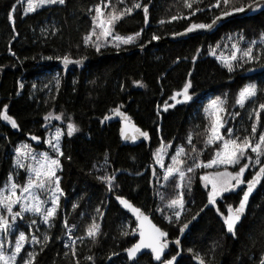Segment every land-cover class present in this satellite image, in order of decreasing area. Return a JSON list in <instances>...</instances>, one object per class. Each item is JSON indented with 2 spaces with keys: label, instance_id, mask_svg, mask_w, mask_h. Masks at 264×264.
<instances>
[{
  "label": "trees",
  "instance_id": "16d2710c",
  "mask_svg": "<svg viewBox=\"0 0 264 264\" xmlns=\"http://www.w3.org/2000/svg\"><path fill=\"white\" fill-rule=\"evenodd\" d=\"M251 1L230 0L227 7L223 4L209 7L216 0H201L190 10L183 6V0H138L141 5H148L149 22L145 24L143 7L136 8L117 22L113 31L129 36L143 29L141 36L134 44H121L119 48L106 43L97 52L95 47L83 43V37L93 30L94 6L101 4L102 0H66L63 5H47L26 15L25 3L0 0V110L7 104L8 115L18 124L14 129L0 120V187L10 170L11 158L7 151L18 141H26V134L44 138L46 129L57 123L67 125L69 117L79 129L71 137L66 132L61 138L64 155L60 157L61 170L57 174L64 195L60 198L52 227L47 231L49 242L43 250L42 245L34 244V252L38 253L34 264H76L77 260L79 264H112L114 260H118V264H129L123 249L130 247L137 235L131 231L135 229V222L116 203L119 195L150 211L154 222L168 233L169 240H180L179 245H170L164 260L179 252L176 264H197L193 261L196 254L205 260V264H261L264 257V180L252 196L236 235L230 236L225 232L220 213L225 215L228 205L238 203L241 190L217 199L215 206L205 207L208 191L199 177L210 169L197 168L194 174H188L192 176L191 193L183 189L185 208L182 216L169 222L160 213H166L167 201L181 191L175 188L179 177L165 181L161 170L154 165L153 157L162 139L165 144L171 142V148L183 146L186 152H191L187 137L193 133L192 143L197 149H203L199 159L207 163L213 158L219 143L204 147L201 134L208 119L197 112L200 100L209 95L226 99L229 110L245 83L262 76L256 107L264 103V71L256 74L259 75L257 78L255 74L244 75L246 70L260 66L262 61L244 64L243 68L237 66L229 73L209 54L210 48L228 42L226 38L229 36L236 42L242 36L241 44L245 49L255 40L254 54H264V43L261 42L264 7L220 23L210 33L175 40L167 38L193 23H208L216 15ZM135 2L137 0H124L123 4H117V0H111L121 10L132 7ZM14 4V19L9 21L8 15ZM196 8L203 11L190 15ZM172 16L187 18L172 21ZM161 20L165 23L161 24ZM153 34L160 39L152 40ZM107 39L111 41L110 37ZM64 55H69L72 60L86 58L88 61L84 65L63 67L57 57ZM193 56L197 57L195 61ZM54 69L59 72V86L46 74ZM44 76L48 79H42ZM187 80L192 82L189 89L192 100L163 111L165 101L173 103L169 98ZM133 81H141L145 86L140 87ZM118 105H122L120 111L131 117L137 128L149 133L148 139L122 140L119 120L109 119L101 123ZM49 112L54 115L63 113L64 119H53L46 125L43 118ZM226 129L223 134L227 137ZM261 131H264L263 110L257 128L258 133ZM244 132L239 137L242 138ZM37 147L45 148V145ZM188 164L191 166V160ZM164 166H168L167 160ZM258 169V166L251 168L245 180ZM113 172L118 187L109 192L98 177ZM74 204L76 208H73ZM97 208L103 213L102 217L97 215ZM158 208L161 211H157ZM201 209L204 210L201 212ZM193 216L196 219L181 233L180 227ZM93 217L101 225L98 242L93 244L86 239L81 244L78 241L75 245L77 254L73 257L71 249L65 247L69 241L64 221L66 219L69 226H77L72 233L76 238L84 235ZM124 219L128 221L127 236L121 235L126 229L122 227ZM112 253L119 255L113 256ZM87 256H92L93 260H86ZM138 260L142 264H162L164 261L156 263L149 254H143Z\"/></svg>",
  "mask_w": 264,
  "mask_h": 264
},
{
  "label": "snow or ice",
  "instance_id": "6c2138e0",
  "mask_svg": "<svg viewBox=\"0 0 264 264\" xmlns=\"http://www.w3.org/2000/svg\"><path fill=\"white\" fill-rule=\"evenodd\" d=\"M19 3L20 0H17ZM66 0H27V6L24 9V14L33 13L39 8L46 5L54 4H65ZM124 0H117V4H123ZM201 2V0H183V6L188 9H193L194 4ZM221 4L228 6L230 0H216L214 5L209 7H220ZM143 7L144 21L145 24L149 22V7L147 4L141 5V3L135 2L132 7H124L122 10L117 8L116 4H112L111 0L104 3L102 0L101 4L94 6L95 15L92 17L93 30L83 37V43L86 46L95 47L96 51L99 52L101 48L106 43H113V46L119 48L121 44L130 45L134 44L136 40L141 36L140 32H136L133 35L121 36L114 34V27L117 22H119L123 17L133 12L136 8ZM264 7V0H253V3L247 6L233 7L231 11L222 12L220 16L215 17L211 23H193L185 32H192L198 29L210 30L216 26V24L224 17L230 16L233 13L244 12L247 9L255 10ZM16 5H13V10L9 12V21L14 19V10ZM106 9H111L110 11H105ZM93 11V9H89ZM196 11H203V9L196 8L190 12V15H195ZM187 17L172 16L171 20H177ZM161 24L165 21L161 20ZM96 28L100 29L99 34L96 33ZM15 30V29H13ZM42 31H46L42 29ZM184 33H174L173 35H183ZM95 36L96 39L93 40L92 37ZM111 37V41L107 38ZM160 37L153 34L152 40H159ZM231 40L232 37L229 36ZM242 36H239L237 42L232 43L231 55L225 56L224 54L216 55V50L210 48L209 54L216 57V59L222 64L223 67L227 69L229 73L235 71L236 67L239 66L243 68L244 64L251 63L254 61H262L261 66L264 67V54L256 55L252 45L256 44V41H251L249 47L246 50H242L239 47V40H243ZM261 42L264 43V34L261 36ZM199 52V49H197ZM238 53L242 55L238 56ZM14 55V53H13ZM61 59L62 63L67 66L69 64H80L82 60H72L69 55H64ZM83 59V58H82ZM193 61L197 59L196 56L192 57ZM191 75V73H189ZM57 86H59V80L56 81ZM134 84L144 87L145 85L141 81H133ZM22 88L23 85L21 84ZM35 87V86H34ZM192 87L191 80H187L183 87L179 91L173 92L172 96L169 98L173 103L165 101L163 111L167 112L169 108H173L176 104L187 103L192 100V96L189 94V89ZM259 88L256 83H249L245 85L238 93L235 100V104L239 105L241 108L245 107L246 102L257 97ZM227 94H225L226 96ZM182 97V99H181ZM226 99L222 100L220 97H216L211 100L208 105L203 109L205 118H207L210 123L205 126L204 132L201 134L204 136V147L207 148L211 145L217 144L219 146L215 151V154L211 160L204 163L199 159L203 149H197L196 145L192 143L193 133H189L187 140L189 145H191L192 151L186 152L185 147L178 146L176 152L171 156V164L166 168L164 166L163 158L164 155L168 154V148L171 147V142L165 144L163 139L160 142L159 147L153 152V157L155 158V163L159 164L162 168H165L163 178L165 181H169L170 178L179 177V181L176 183L175 188L180 189L176 196L167 201V208L173 210L174 217L179 220L182 211L185 208V192L186 189L188 193L192 191V176L188 175L190 173L194 174L197 168H213V166L220 167L223 166V170L213 171L211 173L201 175L199 179L203 182L205 188L210 185V190L207 192V207L208 205L215 206L217 203V198L222 197L224 193H230L236 191L240 186L246 184V190L243 191V195L239 200L238 206L233 207L232 205L227 206V215L223 213L220 215L223 217V223L226 226L227 232L236 235V228L240 223L242 216L246 213V208L249 202L250 195L254 192L257 186L264 180V131L257 132L258 124L260 123V113L264 110V103H260L258 108L254 109L256 115V120L251 125V133L244 136L243 138L235 136V129L228 128L227 138L222 134L221 129L225 128L228 116H225ZM8 105H4L3 110H0V120H3L11 125L12 128H18L17 121L7 113ZM122 105H118L111 111L114 115L122 118V127L120 128V136L123 140H136L137 135H132L131 137L127 134L129 128H131L134 133L138 134L139 137L144 139L149 138V133L142 131L137 128L131 121V117L127 116L126 113L120 111ZM159 107V106H158ZM252 113H249L251 115ZM159 115V111L157 112ZM239 113L231 114V118L235 119ZM44 121L46 125L50 123L53 119L62 120L64 119L63 113L54 115L52 112L47 113L44 116ZM111 119L110 116H105L101 123ZM79 131L75 123L72 122L71 117L68 118L67 123V136L71 137L75 132ZM63 132L60 128H57L55 133L52 134L44 143L48 144L51 151L55 153V157L49 154V152H34L28 144H22L17 146L15 149L16 156L14 158V165L20 169H24L28 173V179L25 184L19 185L14 182L13 177L9 176L8 183L0 188V210L6 211L7 216L0 211V232L5 235L13 234V229L18 218H23L25 213H32L34 216L39 217L40 222L52 227V222L57 216V211L60 207V197L64 195L63 190L60 187V176L57 174L61 170L60 157L64 155L61 150V136ZM235 136V138H233ZM258 136V139H257ZM33 140H39L37 136L31 137ZM251 151L253 155L249 154ZM185 157V158H182ZM70 159V158H69ZM188 160H191V166L188 164ZM243 162V163H242ZM242 164V166H240ZM229 166H239L238 171H230ZM258 171L252 176L251 179L245 180V172L249 168L257 167ZM95 167V165H94ZM153 175H156L155 169L153 170ZM98 179L107 185V190L112 192L118 185L115 184L116 175L115 172L112 174H106L104 176L98 177ZM38 193H45L47 199H41ZM159 195V193H158ZM119 203L126 209L130 210L139 222L136 229H132V233H137L139 239L133 243L130 247L123 249L127 254V259L129 261H135L138 254L144 249H150L154 260L161 261L162 256L165 254L166 249L169 247V241L167 239L168 233L163 231L161 228L157 227L151 222L149 217L144 214V212L135 207L131 202L122 196H116ZM161 199L164 197L161 195ZM19 206V211H14V206ZM50 205V206H49ZM77 205H73L76 208ZM178 209V210H177ZM204 209H201V212ZM161 211V209H157ZM219 213V208H217ZM96 213L99 216H103L100 209H96ZM199 215V213H197ZM165 219L171 222V216H165ZM193 220L196 216L192 217ZM37 223L36 219L31 221L32 225ZM189 223H185L180 227V232L183 233L188 227ZM76 225L69 226L67 220L64 221V228L67 229L65 233L68 236V241L65 243L66 248L71 249V254L73 257L76 256L75 245L79 241L81 244L84 243L86 239H90L93 244L97 243V237L101 234V225L96 222L95 217H93L90 224L87 225L84 235L73 238V229ZM121 235H129L127 229L121 232ZM27 237L23 231L19 233L15 240L14 249L10 250V254H7L4 249L3 241H0V264H19L18 257H21L22 249L27 242ZM50 240L48 234H43L42 240L36 235L31 236V242L34 244L46 246ZM177 245L180 244V240L175 241ZM192 252L193 249H188ZM38 253L31 251L27 253V258L23 259V264H34ZM65 255H68L66 252ZM113 256L119 255L118 253H112ZM180 255L179 252L170 259L164 260L162 264H176L177 257ZM199 261V264H205V260L196 254L194 257ZM86 260L92 261V256L85 257ZM111 259V257H109ZM79 264V260L76 261ZM261 264H264V257L261 258Z\"/></svg>",
  "mask_w": 264,
  "mask_h": 264
},
{
  "label": "rangeland",
  "instance_id": "374dc122",
  "mask_svg": "<svg viewBox=\"0 0 264 264\" xmlns=\"http://www.w3.org/2000/svg\"><path fill=\"white\" fill-rule=\"evenodd\" d=\"M21 3H23V4L25 3V6H27V0H22ZM51 20H53V22H54V18H52ZM99 32H100V29L96 28V33L99 34ZM93 37H95V36H93ZM226 39L228 40V42L226 41L224 44L221 43L218 46L214 47V49L216 50V55L217 56L221 55V54H224L225 56L231 55V52H232L231 45H232V43H234L236 41H234L233 39L230 40L229 37L226 38ZM238 43H239V47L242 50H246L244 48V45L241 44L242 43L241 40H239ZM252 47H253V50H254L255 45H252ZM239 55H242V53H238V56ZM211 56H213V55H211ZM213 57H215V56H213ZM46 74H48L51 77L53 83L57 81L58 72L56 70L47 71ZM258 76L259 75H256L255 78H257ZM42 79L45 80V79H48V78H47V76H44V77H42ZM261 79H262V76H260V78L255 80V81L254 80L248 81L247 83H245V85H247L249 83H256L258 85V88H259V85L261 84ZM262 90L264 92V87L263 86H262ZM239 91H238V93H239ZM215 98L216 97H213V96L209 95V96L201 99L200 103L198 104L197 112L199 114H204V112H203L204 107L206 105H208L211 100H213ZM222 100H225V99L222 98ZM227 103L228 102H226L224 107L226 108L225 116H228V119H227V122L225 124V128L221 129V132H222V130H225L226 128L227 129L228 128H233V129H235V136H239V135H242L243 134L242 131L244 132L245 129H246L247 131L244 132V136L249 135L251 133V125L256 119L255 112L253 111L254 109L258 108V107H256V98L246 102V105L243 108H241L239 105H236L234 103V105H232L231 109L227 110ZM234 108H236V109H234ZM234 113H239L240 115L236 116L235 119H232L231 118V114H234ZM249 113H252V114L249 115ZM263 113H264V110H263ZM209 123H210V121L208 120V124ZM57 128H60L62 130L63 135L67 132V125L63 126L60 123L53 124L51 127L46 129L45 134H44V138H42V140H40V142L38 144L32 143L31 141H28V140H26V141L22 140V141H18L16 143V145H14V146L9 148V150L7 151V155L10 156V158H11L9 175H8V178L3 182V184H2V186L0 188H3L8 183L10 175L13 177L14 182L19 184V185L25 184L27 179H28V173L24 169H20V168H18V167H16L14 165V158L16 156L15 149H16L17 146H20L22 144H28L31 147V149L34 152H36V153H41V152L47 151V152H49L50 155L55 157L56 154H53V152L51 151L49 145L44 143V141L46 139H48L52 134H54ZM63 135L61 136V138L63 137ZM235 136L233 138H235ZM42 144L45 145V148H42V147L38 148L37 147V146H40ZM176 148H171V147L168 148V154L164 155V158H163V162L164 163L167 160L168 165L171 164V156L175 154ZM216 150H217V148H216ZM249 154L253 155V157L255 155V154H252L251 151H249ZM154 165H156L161 170L162 174H164L165 168H162L159 164H156L155 163V159H154ZM240 166H242V164ZM209 169L210 170H208L205 174H208V173H211V172L217 171V170L222 171L223 170V166H220V167L213 166V168H209ZM229 170L230 171H238L239 170V166H229ZM249 171H251V168L246 170L245 176H246L247 172L249 174ZM206 190L207 191L210 190V185L206 188ZM242 192H243V189H241V194H242ZM38 194L40 195L41 199H47V195L45 193H38ZM241 194H240V197H241ZM19 210L20 209H19L18 205L14 206V211H19ZM0 211H3V210H0ZM183 212L184 211H182L181 216H182ZM153 213H154V211H153ZM3 214L5 216L8 215L6 211H3ZM160 215L163 216L164 218H165V216H171L172 219H176L174 217V215H173V210L169 209V208H167V211H166L165 214H162V212H161ZM33 219H36L37 223L35 225H32L31 227H29V225H31V221ZM122 227L128 229V221L126 219L122 220ZM49 228L50 227L48 225L43 224L42 222H40L39 217L34 216L32 213H25L22 219L21 218L17 219V221L15 223V226H14V229H13V234L5 235L4 233L0 232V241H3L4 249H5L6 253L10 254V250L14 249L16 237L19 235V233L21 231H23L25 233L26 237L28 238L27 242L24 245V248L22 249L21 257H18L19 264H23V259L27 258V253L31 252V251H34V243L31 242V236L32 235H36L39 239L42 240L43 234H47V231H48ZM125 258L127 259L126 255H125ZM118 262H119L118 260H114L112 262V264H118ZM132 264H142V262L137 260L136 262H134Z\"/></svg>",
  "mask_w": 264,
  "mask_h": 264
},
{
  "label": "water",
  "instance_id": "95a60500",
  "mask_svg": "<svg viewBox=\"0 0 264 264\" xmlns=\"http://www.w3.org/2000/svg\"><path fill=\"white\" fill-rule=\"evenodd\" d=\"M252 3H253V1L247 3L245 6L250 5V4H252ZM253 11H254V10H249V9L246 8V10H245L244 12L233 13L232 15L227 16V17H224L223 19H221V20L216 24V26H215L214 28L210 29V30L198 29V30H195V31L187 32V33H186V32H185V29H184V30H182V31L176 32V33H184L183 35H173V34H170L169 36H167V38H168V39H173V40H175V39H182V38H186V37L193 36V35H197V34H201V33H210V32H212V31H214V29L217 27L218 24H220V23H224V22H226V21H228V20H230V19H233V18L243 17V16H245V15H247V14L253 12ZM221 14H222V13H221ZM221 14H218V15H216L215 17L220 16ZM215 17H214V18H215ZM214 18H213V19H214ZM213 19H212V20H213ZM212 20L209 21L208 23H211ZM73 60H82V62H81L80 64H83V65L86 64L87 61H88L86 58H83V59H73ZM58 61H59V63H60L61 65L65 66V65L62 63V60H61V59L58 60ZM77 65H79V64H69V65H67V66L70 67V66H77ZM263 71H264V67H262L261 65H260V66H255V67H252V68L246 70V71L244 72V75L259 74V73H262ZM122 112H123V111H122ZM110 117H111V120H112V119L119 120V122H120V125H119V131H120V128L122 127V118L119 117V116L114 115L113 113H112V115H111ZM127 134H128L130 137H131L132 135L135 134V135H137V138H139L138 134L134 133V131H133L131 128H129ZM25 136H26L27 139L31 140V141L34 142V143H35V142H38V141L40 140V139H39V140H33V139L31 138L32 136H37V137L40 138V136L35 135V134H26ZM120 137H121V136H120ZM122 140H123V139H122ZM245 190H246V189H245ZM245 190H244V191H245ZM254 192H255V190H254ZM254 192L250 195L249 201H250L251 197L253 196ZM224 194H225V193H224ZM242 195H243V193H242ZM242 195H241V197H242ZM119 196H121V195H119ZM122 197L126 198V199H127L129 202H131L135 207L140 208V209L144 212V214L147 215V216L149 217V219L151 220V222H152L153 224H155L157 227L161 228L163 231L166 232L165 229H163L162 227H160L158 224H156V223L152 220L151 212H146V211L143 210L141 207L135 205V204H134L130 199H128L127 197H125V196H122ZM116 203H117V205L119 206V208H120L122 211L126 212V213L130 216V218H131L133 221H135V223H136V225H135V229H136V228H137V225H138L139 222L136 220L135 215H134L130 210L124 208V207L119 203V201H118L117 199H116ZM238 204H239V202H238ZM238 204H237L236 206H238ZM248 205H249V202H248ZM248 205H247V208H246V213H247ZM200 213H201V212H199V214H200ZM246 213L242 216V219L245 217ZM226 215H227V210H226ZM226 215H225V216H226ZM242 219H241V221H242ZM192 221H193V219L190 220V222H192ZM241 221H240V223H241ZM240 223H239V224H240ZM239 224H238V226H239ZM238 226H237V228H238ZM224 228H225V232H226L227 235L233 236L232 234H230V233L227 232V229H226V226H225V225H224ZM237 228H236V230H237ZM136 234H137V239H136V241H137V240L139 239V235H138V232H137ZM167 239H168V241H169V247H170L171 244H174V243H175V241H171V240H169L168 236H167ZM136 241H135V242H136ZM135 242H134V243H135ZM169 247H168V249H169ZM168 249H166L165 254L167 253ZM145 253L150 254V256H151V258H152V260H153L154 262H160V261H156V260L153 259L152 254H151V250H150V249H144V250H142V252H141L140 254H138V256H137V258L135 259V261H129V260L127 259L128 263H129V264H132V263L136 262V261L140 258V256L143 255V254H145ZM165 254L162 256V260L164 259ZM126 257H127V254H126ZM193 261H194L195 263L199 264V261L196 260L195 258H193Z\"/></svg>",
  "mask_w": 264,
  "mask_h": 264
},
{
  "label": "flooded vegetation",
  "instance_id": "af4514ba",
  "mask_svg": "<svg viewBox=\"0 0 264 264\" xmlns=\"http://www.w3.org/2000/svg\"><path fill=\"white\" fill-rule=\"evenodd\" d=\"M241 189H243V191L246 189V184L245 185H242V186H240V188L239 189H237L236 191H238V190H241ZM227 193H225V194H222V197H220V198H223V196L224 195H226ZM217 199H219V198H217Z\"/></svg>",
  "mask_w": 264,
  "mask_h": 264
},
{
  "label": "bare ground",
  "instance_id": "6f19581e",
  "mask_svg": "<svg viewBox=\"0 0 264 264\" xmlns=\"http://www.w3.org/2000/svg\"><path fill=\"white\" fill-rule=\"evenodd\" d=\"M125 30V29H124Z\"/></svg>",
  "mask_w": 264,
  "mask_h": 264
}]
</instances>
